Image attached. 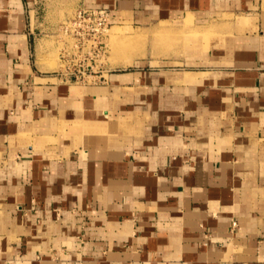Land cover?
Returning a JSON list of instances; mask_svg holds the SVG:
<instances>
[{
    "label": "crops",
    "instance_id": "1",
    "mask_svg": "<svg viewBox=\"0 0 264 264\" xmlns=\"http://www.w3.org/2000/svg\"><path fill=\"white\" fill-rule=\"evenodd\" d=\"M36 3L0 0V264H264V0H81L214 37L87 81Z\"/></svg>",
    "mask_w": 264,
    "mask_h": 264
},
{
    "label": "rangeland",
    "instance_id": "2",
    "mask_svg": "<svg viewBox=\"0 0 264 264\" xmlns=\"http://www.w3.org/2000/svg\"><path fill=\"white\" fill-rule=\"evenodd\" d=\"M80 2L37 0L36 3L33 26L37 44L48 68L57 69L61 76L90 65L94 67L91 73L94 80L104 79L99 76L112 68L156 64L153 60L169 58L170 51L177 50L181 43L187 46V53L198 55L214 42L208 24L194 27L184 35L180 31L178 35L171 32L170 28L147 29L116 22L105 28L94 16L84 13L87 7Z\"/></svg>",
    "mask_w": 264,
    "mask_h": 264
},
{
    "label": "built area",
    "instance_id": "3",
    "mask_svg": "<svg viewBox=\"0 0 264 264\" xmlns=\"http://www.w3.org/2000/svg\"><path fill=\"white\" fill-rule=\"evenodd\" d=\"M84 13H88L91 16H94L96 19L101 22L104 27H108L112 23V17L109 14L107 10L104 8H86L84 10ZM92 71H94V67L87 65L84 66L82 69H78L77 72H73L69 75V73H62L63 77L66 79L74 78L77 81H87L89 79H94V76H92ZM101 78H104L101 76ZM234 225H236V222H234Z\"/></svg>",
    "mask_w": 264,
    "mask_h": 264
}]
</instances>
